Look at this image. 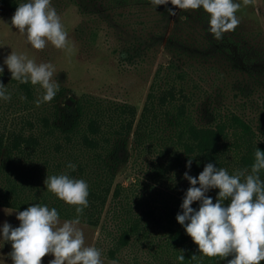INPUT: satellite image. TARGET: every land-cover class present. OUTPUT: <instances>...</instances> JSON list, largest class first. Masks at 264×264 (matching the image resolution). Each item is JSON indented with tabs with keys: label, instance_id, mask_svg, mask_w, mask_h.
Listing matches in <instances>:
<instances>
[{
	"label": "trees",
	"instance_id": "trees-1",
	"mask_svg": "<svg viewBox=\"0 0 264 264\" xmlns=\"http://www.w3.org/2000/svg\"><path fill=\"white\" fill-rule=\"evenodd\" d=\"M71 1L90 15L111 13L127 19L134 13L144 30L166 21L168 9L174 8L171 3L154 7L149 0ZM26 2L0 0V5L15 12ZM186 34L192 44L182 42ZM226 34L223 40L229 47L243 45L241 37ZM165 47L171 53L156 66L140 111L126 100L92 93L62 102V87L52 101L37 106L35 101L44 94L39 85L12 80L7 70L0 73V83L11 94L8 101L0 99V205L19 210L47 205L56 208L60 218L75 219V207L44 185L47 176L68 174L89 186V206L80 222L105 226L109 258L119 260L121 251L128 249L132 264H227L220 257L201 259L198 246L176 220L190 187L184 173L198 177L209 162L230 175L237 169L250 170L257 148L264 151V138L254 124L237 113L223 114V105L216 104L214 93L223 69L209 57L220 54L223 46L210 36L203 9L182 10ZM257 84L264 91V79ZM199 104L206 121L195 117ZM261 105L264 109V96ZM131 136V179L113 185ZM70 163L75 171L67 167ZM259 175L264 181V170ZM218 191L211 189L206 195L215 203ZM192 207L198 210L199 202ZM181 254L183 262L177 259Z\"/></svg>",
	"mask_w": 264,
	"mask_h": 264
},
{
	"label": "clouds",
	"instance_id": "clouds-1",
	"mask_svg": "<svg viewBox=\"0 0 264 264\" xmlns=\"http://www.w3.org/2000/svg\"><path fill=\"white\" fill-rule=\"evenodd\" d=\"M149 2L154 7L171 3L174 8H169L168 13L173 16L176 15L174 9H203L208 16V31L216 40L223 39L225 33L234 31L240 23L236 13L242 5L236 0ZM253 2L242 0L243 6ZM11 26L24 34L26 42L35 50H43L51 43L68 54L73 51L51 0H28L19 4L11 17ZM4 64L12 80L22 84L30 82L44 90V94L35 101L37 106L52 101L56 96L59 84L52 79L56 69L51 63L37 64L26 55L11 51ZM3 72L4 68L0 67V73ZM0 99H11L3 83H0ZM191 165L192 159L189 158L186 168L190 169ZM67 167L73 171L76 168L71 163ZM262 170L264 151L257 148L250 170L237 169L230 175L226 169L209 162L198 177L190 176L187 171L184 173L190 187L180 205L182 214L178 213L176 220L198 246L201 259L220 257L226 259L227 264H261L264 261V181L259 175ZM44 185L59 200L75 207L76 218L61 224L56 208L32 204L17 213L18 227L4 222L0 229V248L5 243L11 244L7 255L12 264H42V258L49 254L54 256L49 264H103L101 251L95 246H85L84 233L78 227L80 216L89 206L86 181L60 174L47 176ZM211 189L219 190L215 203L206 195ZM225 201H228L227 206ZM194 202H199L198 210L192 207ZM99 236L97 230L95 238L99 239ZM177 259L183 262L185 257L181 254ZM191 259L195 261L198 257L194 254Z\"/></svg>",
	"mask_w": 264,
	"mask_h": 264
},
{
	"label": "rangeland",
	"instance_id": "rangeland-1",
	"mask_svg": "<svg viewBox=\"0 0 264 264\" xmlns=\"http://www.w3.org/2000/svg\"><path fill=\"white\" fill-rule=\"evenodd\" d=\"M236 2L242 5L236 13L240 23L234 31L227 32L226 36L233 34L241 37L240 42L243 45L238 47L234 43L235 45L229 47L230 42L221 39L222 51L209 57L216 59L223 69L221 79L217 81L215 101L216 104L219 102V106L223 105L219 109L223 114L241 115L254 124L257 133L264 138V109L261 105L264 91L258 90L257 84L259 80L264 79V0H254L253 4L248 6H243L242 0ZM51 4L68 34L72 53L56 49L51 43L43 50L33 49L26 42L25 35L11 26L14 12L0 5V67L9 71L4 60L11 51L23 54L37 64L51 63L55 67L52 79L63 88L60 98L62 102L92 93L101 97L126 100L140 111L156 66L171 53L164 43L161 44L160 36L164 34L167 38L173 28L172 22L168 21V24L167 20H161L157 26L152 25L153 27L144 30L143 24L136 22L134 13L124 19L113 17L111 13L85 14L71 0H51ZM175 10V16L182 12ZM157 27L159 29H156ZM187 35L189 34L184 38L186 41L182 42L192 44ZM127 49H130V53L126 52ZM198 75L195 77L198 78ZM200 107L202 104H199V112L195 117L199 121L208 120L206 112L204 109L201 111ZM202 115L205 116L204 119ZM132 139L131 136L113 185L117 182L127 184L131 179L130 166L134 154ZM19 211L23 210L0 205V229L4 222L18 227L20 222L16 216ZM59 219L61 224L69 220L60 217ZM78 227L84 233L85 246H95L101 251L103 264H112L113 261L116 264H132L128 249L121 251L119 260L107 256L105 250L110 245V239L107 238L105 226L103 228L101 224L91 226L80 222ZM97 230L100 233L99 239L95 238ZM10 251V243H5L3 248H0V264H12L7 255ZM52 259L54 256L46 255L42 258V264H49Z\"/></svg>",
	"mask_w": 264,
	"mask_h": 264
},
{
	"label": "flooded vegetation",
	"instance_id": "flooded-vegetation-1",
	"mask_svg": "<svg viewBox=\"0 0 264 264\" xmlns=\"http://www.w3.org/2000/svg\"><path fill=\"white\" fill-rule=\"evenodd\" d=\"M177 16H178V15H177ZM177 16L173 17L172 15H170L169 18L167 19V22H168V21H169V22H172V25H173V23H174V21L176 20ZM169 22H168V24H169ZM168 24H167V26H168ZM170 34H171V33H170ZM168 38H169V35L167 36V38H165L164 34H163L162 36H160L161 44L164 43V45H166V44H167V40H168ZM130 48H131V47H130Z\"/></svg>",
	"mask_w": 264,
	"mask_h": 264
},
{
	"label": "water",
	"instance_id": "water-1",
	"mask_svg": "<svg viewBox=\"0 0 264 264\" xmlns=\"http://www.w3.org/2000/svg\"><path fill=\"white\" fill-rule=\"evenodd\" d=\"M68 102H69V103H72V101H71V100H68Z\"/></svg>",
	"mask_w": 264,
	"mask_h": 264
}]
</instances>
